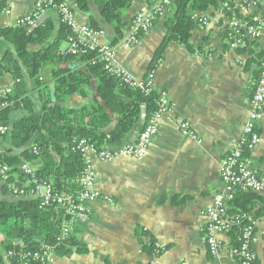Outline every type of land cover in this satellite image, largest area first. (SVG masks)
Wrapping results in <instances>:
<instances>
[{"label": "crops", "instance_id": "crops-1", "mask_svg": "<svg viewBox=\"0 0 264 264\" xmlns=\"http://www.w3.org/2000/svg\"><path fill=\"white\" fill-rule=\"evenodd\" d=\"M36 1L13 0L11 12L5 13L0 0V29L15 27L18 18L34 11ZM66 2L74 10L77 22L90 27L93 19H100V6L105 0H86V9L81 8L77 0ZM174 2L155 0L149 4L147 0H131L124 12L123 21L131 30L138 13L149 14L159 6H166L158 21L141 34L136 45L125 47L121 37L114 44L116 65L128 70L136 79L147 75L166 36L167 18L172 15ZM205 14L208 23L198 22L190 38L193 49L169 43L162 61L153 70L155 88L166 93L172 110L161 117L159 131L146 154L141 158L123 155L111 162L96 164L95 188L112 201L100 198L90 202V218L71 223L72 233L87 246V252L53 255L51 264H239L231 254L232 239L226 232L218 235L219 254L213 256L209 251L207 209L224 190L222 159L245 137L252 111L254 78L259 70L255 59L261 50L257 46L251 54L246 46L236 50L229 47L224 34L226 17L222 0L218 8ZM49 19L55 22L59 19L52 9L43 14L38 24ZM111 37L106 32L92 39L111 44ZM43 47L40 44L28 46L30 51ZM68 47L65 40L61 50ZM13 49L11 42L0 38V67L5 65L6 53ZM18 73L5 72L0 76V92L10 88L11 94L15 91L25 94L39 110L40 93L44 90L54 93L55 80L44 70L40 71L39 81L26 72L21 76ZM84 89L86 97L73 94L65 105L80 107L87 102L92 89L88 85ZM20 103L13 104L11 107L15 109L4 115L11 123L26 114ZM179 120L187 123L188 129H182ZM146 121L142 114L133 131L112 147L135 142ZM259 128L261 140L248 158L252 169L264 176V122ZM8 143L9 140H5V144ZM42 163L38 159L29 164L37 169ZM12 185L16 189L24 182L13 174ZM0 196H4L1 189ZM255 210L261 212L257 219L250 215L256 237L255 264H264V205ZM157 246L160 247L158 254Z\"/></svg>", "mask_w": 264, "mask_h": 264}, {"label": "trees", "instance_id": "trees-1", "mask_svg": "<svg viewBox=\"0 0 264 264\" xmlns=\"http://www.w3.org/2000/svg\"><path fill=\"white\" fill-rule=\"evenodd\" d=\"M1 1L4 8L5 0ZM77 1L81 8H87L86 0ZM147 1L155 3V0ZM130 3L131 0H105L100 6V19H93L90 28L109 33L112 36L111 45L116 44L129 31L123 15ZM219 4L220 0H175L172 15L167 18L166 36L145 78L162 61L169 43L192 50L190 38L199 26L197 14L216 9ZM50 9L58 14L56 9ZM152 12L155 13V24L158 14L156 9ZM70 35V28L60 21V17L57 22L49 19L33 27L0 29V38L11 42L14 48L6 53L0 76L5 72H20L18 76L26 72L30 77H38L39 81L40 71L44 70L48 77L55 80L54 93L46 90L40 93L39 110L32 99L25 94L19 95L17 91L13 94L11 91V95L6 96L8 105L0 110V125L9 127L7 134L0 137V169L9 167L4 175L0 174V189L4 195L0 196V264H51L45 252L66 256L88 250L72 232L67 238L62 237L63 227L70 224L71 219L64 208L56 204L43 206L38 198L29 193L15 192L12 175H19L25 182L23 164L42 160V165L35 169L36 176L51 182L59 193L76 196L81 189L78 179L84 169L82 152L73 150L77 140L84 138L97 149L110 148L133 131L142 114H145L147 124L159 109L161 95L156 88L146 91L130 86L105 68L106 63L97 51L79 54H72L69 48L62 51L61 44L68 41ZM30 44L44 47L39 51H30ZM257 46V43H248L245 48L254 53ZM256 57V62L260 64L264 49ZM259 76L260 70L254 78L253 90ZM15 78L22 80L24 77ZM86 85L92 89L90 99L80 107L66 106V100L73 94L87 96ZM19 103L21 108L26 109V114L11 123L4 115L15 109L11 107L13 104ZM257 131L260 133V128ZM248 138L242 144L244 157H249L251 152ZM7 139L9 143L5 144ZM260 205H264L263 194L238 187L235 189L227 212L242 216V221L227 232L233 247L241 244L242 228L252 223L246 216L252 214L257 219L261 212L255 209ZM152 249L154 251V247ZM35 253L40 256L36 257ZM234 257L239 260L237 255Z\"/></svg>", "mask_w": 264, "mask_h": 264}, {"label": "built area", "instance_id": "built-area-1", "mask_svg": "<svg viewBox=\"0 0 264 264\" xmlns=\"http://www.w3.org/2000/svg\"><path fill=\"white\" fill-rule=\"evenodd\" d=\"M13 0H5L3 11L11 12ZM224 15L226 17L224 34L226 43L233 50L245 47L248 43H257L259 50L264 49V0H222ZM164 5L156 8V13L161 16L165 11ZM50 8L56 9L60 21L68 26L71 35L68 38L69 51L72 54L87 53L97 51L105 61V68L114 75L119 76L130 86L138 87L146 91L155 88L154 72H150L146 78L136 79L133 75L115 63L116 49L109 43H97L92 38L102 35L103 32L93 31L89 26L80 25L75 17V12L66 0L56 3L55 0H37L34 11L16 20L15 26L33 27L42 18L43 14ZM197 14V21L202 24L208 23L205 13ZM155 13H138L133 19V28L122 37V44L133 47L139 42L143 32L148 31L153 25ZM260 76L252 96V111L249 122L245 127V137L241 144L226 154L221 162V179L223 183V193L217 195L213 205L207 209L209 219L207 225L206 241L209 251L213 256H217L220 251L218 235L227 233L236 224H240L242 216L228 214L229 202L233 199L235 189L241 188L264 194V176L258 175L250 166L249 158L244 157L242 144L248 138V148L254 149L261 140V135L257 131L259 125L264 122V57L259 64ZM11 89L0 92V105H8L5 99L11 93ZM159 109L149 118L144 129L140 132L135 142L123 147H110L97 149L86 139L77 140L73 150H79L84 156V169L78 179L81 189L76 196L59 193L51 182L41 180L36 176L35 169L29 163L22 165L25 174L24 185L15 189V192L29 193L40 200L45 205L56 204L65 209L67 215L71 217L70 224L63 227L62 237L67 238L72 232L71 223L84 222L90 218L91 209L89 203L103 198L108 201L112 199L96 190V164L97 162H111L120 156L132 158L143 157L152 142L153 137L159 131V121L161 117L172 110L166 93L160 92ZM182 129H188V124L182 120L178 121ZM9 127L0 125V137L7 134ZM1 148V144H0ZM36 151V148H35ZM9 170L8 166L0 169V174L4 175ZM246 218L252 221L251 216ZM255 231L253 222L242 228L241 244L239 247H232L231 254L239 257V264H254L256 253L253 248L255 242ZM160 247H156L158 254ZM47 258L52 261V254L47 253ZM39 257V253L34 254Z\"/></svg>", "mask_w": 264, "mask_h": 264}]
</instances>
